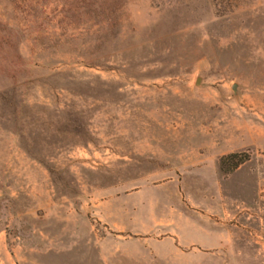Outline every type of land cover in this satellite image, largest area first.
Segmentation results:
<instances>
[{"label":"rangeland","instance_id":"1","mask_svg":"<svg viewBox=\"0 0 264 264\" xmlns=\"http://www.w3.org/2000/svg\"><path fill=\"white\" fill-rule=\"evenodd\" d=\"M0 264H264V0H0Z\"/></svg>","mask_w":264,"mask_h":264},{"label":"trees","instance_id":"2","mask_svg":"<svg viewBox=\"0 0 264 264\" xmlns=\"http://www.w3.org/2000/svg\"><path fill=\"white\" fill-rule=\"evenodd\" d=\"M16 59L20 62V63H15V62H11V64L10 65H12L11 67L12 68H15V69H17V67H19V68H21V69H23V70H27L28 69V67H29V63H26V62H24V61H21V58L19 59V57H17L16 56ZM18 65V66H17ZM233 156V155H232Z\"/></svg>","mask_w":264,"mask_h":264},{"label":"water","instance_id":"3","mask_svg":"<svg viewBox=\"0 0 264 264\" xmlns=\"http://www.w3.org/2000/svg\"><path fill=\"white\" fill-rule=\"evenodd\" d=\"M199 80H200V79H199ZM236 87H237V86L235 85V86H234V89H235V90H236Z\"/></svg>","mask_w":264,"mask_h":264}]
</instances>
